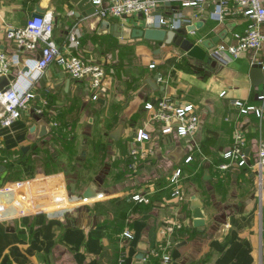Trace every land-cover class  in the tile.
I'll use <instances>...</instances> for the list:
<instances>
[{"label": "crops", "instance_id": "0c3cea01", "mask_svg": "<svg viewBox=\"0 0 264 264\" xmlns=\"http://www.w3.org/2000/svg\"><path fill=\"white\" fill-rule=\"evenodd\" d=\"M173 5L177 8L162 5L154 14L177 24L194 13L196 19L206 15L203 27L190 34L199 41L227 31L220 42L235 43V33L243 32L249 22L234 13L219 20L215 0L206 1L201 11ZM37 8L53 13L58 43L65 44L74 29L69 52L104 64L108 77L100 99L94 101L88 78L74 79L52 65L39 79L33 102L44 111L25 113L0 127V166L5 167L0 171V264H136L140 253L147 264H163L164 254L183 264H264V198L259 169L253 166L264 137V112L259 117L234 105L240 100L264 109L258 99L264 82L254 84L250 77L252 62L264 64V45L258 53L246 52L230 62L213 56L210 49L212 63L202 70L175 44L125 40L103 28L96 16L76 18L71 0H0V40L8 53L39 56V51H18L6 38L7 29L25 25ZM106 20L147 26L142 14ZM136 42L134 63L120 49ZM111 45L116 49L109 50ZM154 58L158 66L150 68ZM25 69L24 64L14 65L10 73L17 76ZM157 74L167 80L154 82ZM153 84L165 90H155ZM164 95L194 103L202 126L194 140L154 133L156 155L149 165L130 172L128 153L135 131L150 116L145 105ZM54 121L59 123L55 129ZM44 125L49 132L42 137ZM237 127L249 137V163L222 171L219 165L227 161L223 154ZM194 146L202 154H194L186 164ZM177 167L184 168L183 201L172 197L169 182ZM92 183L99 194L96 202L83 197ZM8 187L13 189L6 191ZM138 191H149L151 201L131 200ZM194 196L202 203L204 226L194 224ZM175 220L183 221V228L164 232ZM126 230L131 238L124 236Z\"/></svg>", "mask_w": 264, "mask_h": 264}, {"label": "built area", "instance_id": "2783aa9c", "mask_svg": "<svg viewBox=\"0 0 264 264\" xmlns=\"http://www.w3.org/2000/svg\"><path fill=\"white\" fill-rule=\"evenodd\" d=\"M96 9V14L103 19L120 18L134 14H142L147 25L155 27L177 28L182 22L193 23L195 16L185 17L180 23H173L170 18L154 14V11L167 1H172L183 7H196L201 11L202 5L208 0H90ZM215 16L223 20L228 13L243 15L249 22L243 32L235 33L236 42L228 44L219 42L212 48V55L226 62L239 58L246 52L258 53L264 45V0H215ZM3 23L0 21V30ZM55 21L52 12H45L42 16L31 17L27 23L20 27H13L6 30V38L15 42L18 51H39V56L22 58L19 52L8 53L0 50V75L10 73L14 65L24 64L26 69L21 71L12 82L9 90L0 92V127L9 126L25 113H42L44 107H38L33 102L36 99V85L44 72L52 65H57L74 79L88 78L93 89L91 99L98 101L101 91L105 89L108 71L106 66L100 62L89 59L84 55L73 54L68 50V41L72 43L75 39L74 29L69 33L67 42L60 44L54 38ZM157 63L150 64V68H157ZM162 74H159L157 81L165 82ZM226 91L221 92V95ZM258 99L264 102V89L258 94ZM47 103V101L45 102ZM234 105L240 108L242 113L254 111L262 117L264 109L262 106L247 105L243 101L236 100ZM145 108L150 111L147 122L138 127L135 131L134 141L129 149L128 169L130 172H137L144 166L151 163L156 155L154 133L158 135H177L179 137H190L194 140L202 126V118L194 103L185 99L177 100L169 95H164L157 101H149ZM58 122H53V128H57ZM249 137L244 129L237 127L233 134V142L229 149L224 152L226 162L219 165L224 171L231 166L244 167L248 165L249 154L247 147ZM201 151V149H200ZM202 152V151H201ZM194 153H189L185 163L194 160ZM253 166L259 169V192L264 198V137L258 142L255 161ZM184 168L177 167L170 176V184L173 186L172 197L183 201L186 199V192L183 188ZM14 188L18 185L14 184ZM13 189L8 187L6 191ZM16 190H20L17 188ZM149 191H138L130 195L134 202H150ZM181 220L170 223L164 232L172 234L183 228ZM124 236L132 237L130 230L124 231ZM158 254V251H153ZM163 264H171L169 254L163 255ZM123 258L120 259L122 262Z\"/></svg>", "mask_w": 264, "mask_h": 264}, {"label": "water", "instance_id": "95a60500", "mask_svg": "<svg viewBox=\"0 0 264 264\" xmlns=\"http://www.w3.org/2000/svg\"><path fill=\"white\" fill-rule=\"evenodd\" d=\"M76 5L75 17L80 18H90V17H98L102 22V27L105 29H109L110 33L113 35L129 40L136 38H144L153 41L164 42L166 44H175L180 49L185 52V55L194 60L196 62V66L198 69L206 70L207 64L212 63V57L208 53V50L212 49L216 44H218L222 39L225 38L224 33H219L213 37H209L206 39H202L199 41L197 37H192L191 33L197 31L204 25L205 16L202 19H196L193 23L182 22L179 27L168 29L167 27H155L154 25H147L145 28L141 27H132L126 24H120L116 22H112L110 20L103 19L101 16L96 14V9L92 5L90 0H71ZM166 6L171 8H177L173 5L172 1H167L165 3ZM213 10H216L214 7ZM43 10L40 8L36 9V12L33 14V17L42 16ZM5 45L1 43L0 40V50H4ZM156 53L160 52V49L157 48ZM159 74L153 77V81L156 82ZM250 77L254 84H260L264 82V64L262 62H252L250 69ZM16 79V75L13 73H8L6 75H0V92L7 91L11 88L12 82ZM152 85V84H151ZM154 89H162L165 90V87L159 86L158 84H153ZM35 126L32 127V130H35ZM47 126L44 125L41 129L40 136L44 137L48 134ZM114 138L116 136L112 135ZM29 147H23V150L26 151ZM5 170L4 166H0V171ZM4 176L0 178V184L3 182ZM83 197L86 201L96 202L99 199V194L97 189L95 188V183H92L84 192ZM194 212V224L196 227L204 226V214L202 212V203L199 199H195L193 202ZM139 261L136 264H147L142 261L144 258V253H140L138 256ZM164 261V260H162ZM171 264H183L178 261L172 262Z\"/></svg>", "mask_w": 264, "mask_h": 264}, {"label": "rangeland", "instance_id": "374dc122", "mask_svg": "<svg viewBox=\"0 0 264 264\" xmlns=\"http://www.w3.org/2000/svg\"><path fill=\"white\" fill-rule=\"evenodd\" d=\"M138 43H140V42H138ZM138 43L136 42V44H130L129 46H126V47L120 49V54H124V56H125L124 58L127 59L128 61H134V63H136L135 62L136 61V57H138L137 53H136V51H138L137 50V47H138L137 44ZM114 48L116 49L115 46L111 45V47H109V50H114ZM153 62H156L155 58H154V60L152 62H150V64L153 63ZM90 114H92V112H90ZM89 123L91 125V122H89ZM88 127H89L88 130L90 131L91 130V128H90L91 126H88ZM190 152L194 153V154H202V152L200 151V148L198 146L197 147L194 146L193 149ZM51 163H53V162H51ZM183 167L186 168L185 165Z\"/></svg>", "mask_w": 264, "mask_h": 264}, {"label": "trees", "instance_id": "16d2710c", "mask_svg": "<svg viewBox=\"0 0 264 264\" xmlns=\"http://www.w3.org/2000/svg\"><path fill=\"white\" fill-rule=\"evenodd\" d=\"M95 38V37H94ZM98 39L100 40V37L99 38H96L95 40L98 41ZM101 41V40H100Z\"/></svg>", "mask_w": 264, "mask_h": 264}]
</instances>
